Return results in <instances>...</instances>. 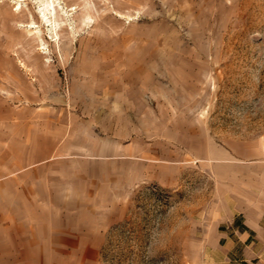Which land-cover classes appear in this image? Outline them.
<instances>
[{
  "label": "rangeland",
  "instance_id": "374dc122",
  "mask_svg": "<svg viewBox=\"0 0 264 264\" xmlns=\"http://www.w3.org/2000/svg\"><path fill=\"white\" fill-rule=\"evenodd\" d=\"M17 1L0 0V194L17 187L8 180L23 186L24 143L46 126L111 150L110 163L81 170L89 177L131 160L149 180L100 264H200L222 203L213 161L232 149L264 160V0H69L75 34L57 41L42 25L46 46L27 26L40 24L39 3L19 14ZM86 120L97 130L75 133ZM183 161L209 163L175 178Z\"/></svg>",
  "mask_w": 264,
  "mask_h": 264
},
{
  "label": "crops",
  "instance_id": "0c3cea01",
  "mask_svg": "<svg viewBox=\"0 0 264 264\" xmlns=\"http://www.w3.org/2000/svg\"><path fill=\"white\" fill-rule=\"evenodd\" d=\"M79 127L77 134L97 130L93 120ZM46 129L24 143L27 157L16 166L26 170L23 186L8 180L17 187L0 194V264H100L110 231L149 180L138 172L140 162L131 160L117 162L135 168L130 173L89 177L81 170L110 163L111 150L68 145L60 131ZM228 153L229 161H213L222 203L212 213L200 264H264V160L247 150ZM192 163L207 167L209 162L183 161L170 166L171 175L177 178L180 168L188 170ZM62 169L73 171L61 174Z\"/></svg>",
  "mask_w": 264,
  "mask_h": 264
},
{
  "label": "bare ground",
  "instance_id": "6f19581e",
  "mask_svg": "<svg viewBox=\"0 0 264 264\" xmlns=\"http://www.w3.org/2000/svg\"><path fill=\"white\" fill-rule=\"evenodd\" d=\"M39 3V13L37 18L40 21L38 25L34 20L27 24L30 29V35L37 36L42 45L46 46L47 43L44 41V31L42 25L45 27H52L55 38L61 40V32L67 27L73 34H75V27L71 22V17L74 20V14L70 15V12L74 11L73 5L69 4V0H37ZM64 2L66 5L64 6ZM28 8L25 0L17 1V8L15 12L19 14L24 13ZM76 10V9H75Z\"/></svg>",
  "mask_w": 264,
  "mask_h": 264
}]
</instances>
